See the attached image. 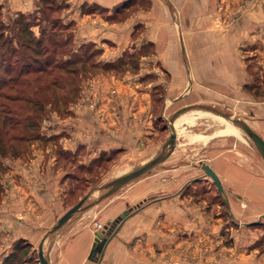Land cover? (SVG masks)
I'll use <instances>...</instances> for the list:
<instances>
[{"label": "rangeland", "instance_id": "rangeland-1", "mask_svg": "<svg viewBox=\"0 0 264 264\" xmlns=\"http://www.w3.org/2000/svg\"><path fill=\"white\" fill-rule=\"evenodd\" d=\"M44 7L46 10L42 9L41 0H0V11L4 23H10V20L15 19L18 14H25L29 20L32 19L36 22L31 27L36 37H40L42 28L47 27L44 37L45 44L51 46L57 40L55 42L57 47L52 46L53 49L57 48L56 52L58 53L55 56L57 61H67L72 54L79 53L78 51L84 52L81 47L86 44L89 45L87 53H92V57L83 58L86 60L85 63L69 65L71 69L76 68V70L80 69L81 64L84 65L83 69L77 73L78 75H68L66 71L61 73L56 71V76L59 79L54 87L56 95L44 104L43 110L30 113L28 119L13 118L14 122L20 124L13 130L9 129L8 124L6 129H9V133L6 136L1 130V140L4 144L2 148L0 147V153L3 152L4 155L0 157V212H5L6 208L7 210L10 207L16 208V211H11L12 215L9 217L13 216L18 221L17 223L23 219L25 222L23 226L27 228L28 232V236L25 238L15 239L12 248L17 240L29 243L31 245L30 260L26 264H39L38 245L45 238L43 253L50 264H99L103 256L100 257L99 254H96L93 256L95 262H92L85 256V252L78 250L82 244L75 248L74 245L69 244L70 240L76 239L80 230L89 229L95 238L93 231L101 232L105 225L108 228L111 227L113 221L122 213H117L119 210L114 206L110 207L112 205L110 201L114 195L136 180L147 174L157 173L158 170L194 165L196 170L190 168L187 173L190 177L189 180L199 175L202 177L201 181L205 182L190 181L188 185H184L182 192L188 197H193L196 202H206V210L212 213L214 221L218 219L220 223L219 239H211L208 236H191L185 249L174 250L171 253L173 261L186 260L189 264H264V161L241 127L237 123L219 116L214 111L206 110L201 115L199 114L198 120L188 127L187 125H176L175 130L179 134V142L184 146L190 144L187 146L188 149L185 147V150H181L182 155L174 157L173 161L166 157L146 173L95 203L98 197L106 191L101 188L103 185L119 175L139 168L158 154L167 151V148L164 149V145L169 137L170 126L159 117L157 120H153L151 132L140 134L139 141H132L126 137L123 140L124 144L115 146L111 144L109 146L111 148L101 150L95 156L87 155L91 148L89 144L91 139H106V134L100 135V131L98 132V127H100L98 123L106 127L105 129L100 127L102 130L111 128L115 131L116 127L112 124V120L115 124L118 123L117 112L124 111L121 108L123 106L120 104L117 92L111 87L102 91V87L113 85L117 81L129 82L135 79L141 82L148 81L149 73L144 71L143 67L147 68V58L152 52V47L149 42L142 41V36L145 34V27L142 24H136L130 29V40L124 49L119 51L115 47L117 41L102 37L104 35L102 33L107 30L105 24L112 25L130 20L136 14L135 9L137 8L121 9V6L111 12L98 9L95 6L83 9L80 14L90 11V13L99 16V19L93 17L97 20L94 25L98 27L94 29L98 31V40L94 42L85 40L86 30L84 31V27L78 26L73 19L74 16L69 12L67 0H48L44 2ZM141 7L145 9L147 4L142 3ZM246 7L259 8L264 15V0H240L236 14L228 17L230 21L227 23L240 16ZM45 19L49 23L54 22L58 25V30L53 37L49 35L52 25L44 26ZM113 30L116 31V29L110 28L111 32H115ZM88 31L89 34L93 32L92 29ZM119 31L121 30L116 33L118 34L117 38L122 37V33L120 34ZM262 34L264 35V32ZM91 36L95 37L96 35L91 34ZM68 39H71L70 43L60 47L61 42ZM262 50L264 51V44L248 45V78L250 80L248 87L257 103L264 100V56L260 55ZM158 94H161V91ZM102 100L105 103L108 101L110 106L106 107ZM124 105L127 107L129 104L125 102ZM159 105L160 103L157 106ZM107 112L111 113L110 118ZM233 118L237 119L238 117L234 116ZM124 119L125 124L119 122V126L126 125L132 132H137L138 124L131 125L133 116L126 114ZM248 119H251L249 115ZM30 122H34L33 127L30 126ZM227 123L239 130L240 136L236 134L228 136L231 142H235L237 150L241 152V159L245 160L248 184H250L248 185V200L245 199L243 188H225L222 185L223 198L218 193L212 179L206 177L201 170V162L209 165L210 157L204 153L199 156L192 155L191 145L196 146V144L190 138L191 135L202 131L206 136H221L225 134L221 133V130H225ZM139 126L143 127L141 124ZM0 127H2V120H0ZM108 131L112 136L114 135V131ZM107 140L109 141L111 138ZM113 142L115 141L113 140ZM207 143L209 140L203 144ZM52 176L57 178L55 182L57 181L58 184L55 204L50 203L48 207H46L47 205L34 204L32 207L34 210H38L32 212L31 207L25 205V201L28 199L26 193L31 191L30 185L44 183L46 179L50 180L47 181L48 183H52ZM167 178L163 174L162 180L165 181ZM250 179L252 183L249 182ZM83 197H86V200L82 207L90 203L99 204L102 201H108V203L106 202L105 206L97 207L96 211H98L95 214H87L95 204L78 210L61 228L46 235L57 220ZM224 199L227 201L228 208ZM26 208H30L28 212L24 210ZM19 210L23 212L21 218L19 217L20 212H17ZM13 222L12 224H14ZM232 231L236 234L232 235ZM243 233L247 234L244 236ZM8 234L10 233L4 237L6 238L5 243L8 242V238H14ZM244 238H248V247H245L241 242ZM84 241H86V237L81 235L79 243ZM0 243L5 245L2 241ZM68 249H72V251L70 252ZM153 256L158 259L159 254L154 253ZM4 259L0 257V264H3ZM247 259L248 261H246Z\"/></svg>", "mask_w": 264, "mask_h": 264}, {"label": "crops", "instance_id": "crops-1", "mask_svg": "<svg viewBox=\"0 0 264 264\" xmlns=\"http://www.w3.org/2000/svg\"><path fill=\"white\" fill-rule=\"evenodd\" d=\"M67 2L69 12L74 16L77 25L86 30L85 40L94 42L98 40V31L94 30L98 27L94 23L99 16L90 11L80 14L83 9L95 6L111 12L121 6V9L137 8L136 14L130 20L112 25L105 24L107 30L102 33L104 34L102 37L117 41L115 47L119 51L129 42L130 29L136 24H142L145 27L142 41L149 42L152 47V52L147 58V68L143 67V70L149 73L148 81L141 82L138 79L129 82L117 81L113 85L102 87V91L111 87L117 92L124 111L117 112L118 123L115 124L112 120L116 127L115 131L108 129L114 131L113 136L107 129L102 130L100 127L104 129L106 127L98 123L100 127L97 126L99 129L97 130L101 133L99 134L107 136L102 140L91 139L89 142L91 148L87 154L89 157L111 148L109 147L111 144L114 146L124 144L123 140L126 137L132 141H139L140 134L151 132L153 120L159 117L169 126L173 119L176 129V125L187 127L192 125L199 118L197 112L203 113L206 110L238 117L237 119L245 122L264 140V100L257 103L248 87L250 84L248 45L264 44L262 34L264 15L261 9L246 7L243 12L240 11V16L227 23L230 21L228 17L236 14L240 0H67ZM142 3H146L147 8H142ZM110 28L116 31L111 32ZM91 29L94 31L89 34L88 30ZM118 30L122 31H119L122 33L121 38H117ZM91 34L96 36L92 37ZM260 55L264 56L263 50L260 51ZM160 91L161 94L157 95ZM125 102L129 104L127 107L124 105ZM159 103L160 107L157 106ZM103 104L106 107L110 106L108 101L106 103L103 101ZM126 109L129 111H125ZM107 114L109 117L111 113ZM126 114L133 116L131 125L138 124L137 132H132L129 126H119V122L125 124ZM190 115L193 116L188 117ZM248 115L251 119H248ZM140 124L143 127L139 126ZM175 132V148L167 157L171 161L174 157L182 155L181 150L190 145L184 146L179 142V134L176 130ZM194 134L206 136L202 131ZM230 134L233 133L216 137L208 135L207 144L195 141L196 146L191 145L192 155L207 154L206 156L211 159L209 165L218 175L222 185L225 188H243L245 199L248 200L250 185L248 171L245 160L240 157L241 152L237 150L235 142L230 141L228 136ZM108 138L111 140L108 141ZM190 166H176L147 174L114 195L109 203L112 204L110 207L114 206L119 210L117 213L121 214L125 210L134 212L108 241L99 264H189L186 260L173 261L171 253L174 250L185 249L191 236L219 239L220 223L218 219L214 221L212 213L206 210V202H196L193 197H188L182 192L184 185H188L190 181L202 182L199 175L189 180L187 173L190 168L196 170L194 165ZM163 174L168 177L165 181L162 180ZM55 180L57 178L52 176V183H48L50 180L46 179L44 183L30 185L31 191L26 193L28 199L24 201L27 207H31L32 212L34 204L47 205L46 207L50 203L55 204L58 189ZM249 182L252 183V180ZM106 202L93 205L87 214H95L98 211L96 208L105 206ZM137 208L139 209L135 211ZM29 209L24 210L28 212ZM11 211H16V208L10 207L8 210L6 208L5 212H0V242L5 244L0 243L2 259L12 252L15 239L28 236L27 228L23 226L24 220L21 219L20 223H17L13 216L9 217L12 215ZM17 212H20L21 218L23 212L20 210ZM96 232L93 231V234ZM232 232V235L236 234ZM7 233L14 236L12 239L8 238L9 243H5L4 237ZM246 234L243 233L244 236ZM81 235L86 237V241L79 243ZM95 238L89 229L80 230L76 239L70 240L69 244L75 248L82 244L78 250L85 252V256L95 262L90 256ZM241 242L248 247V238ZM237 249L240 250L238 247ZM154 253L159 254L158 259L154 258Z\"/></svg>", "mask_w": 264, "mask_h": 264}, {"label": "trees", "instance_id": "trees-1", "mask_svg": "<svg viewBox=\"0 0 264 264\" xmlns=\"http://www.w3.org/2000/svg\"><path fill=\"white\" fill-rule=\"evenodd\" d=\"M47 1L41 0L43 10H46L44 2ZM43 23L44 26L52 25L49 35L53 37L56 30H58V25L54 22L49 23L47 19ZM35 24L36 22L32 19L29 20L25 14H18L15 19H11L10 23L6 24L0 11L1 148L4 144L1 140V130H3V135L6 136L9 129L13 130L20 124L14 122L13 118L28 119L30 113L43 110L44 104L55 97L54 87L59 81L56 71L58 73L66 71L68 75H78L77 73L83 69L84 65L81 64L79 70H76V68L71 69L69 65L85 63L86 60L83 58L92 57V53H87L89 45L86 44L81 47L84 52L78 51L79 53L72 54L67 61H57L55 59L58 53L56 52L57 48L53 49L52 47L53 45L57 47V43H55L57 40L54 38L56 41L53 42V45H46L44 37L47 33V27H43L41 36L36 37L31 30V27ZM70 40L61 42L60 47L68 45ZM8 124L9 129H6ZM32 125L34 126V122H30V126ZM3 155L4 153L1 152L0 157ZM30 252L31 245L29 243L17 240L13 245L12 252L5 257L3 264L29 263Z\"/></svg>", "mask_w": 264, "mask_h": 264}, {"label": "water", "instance_id": "water-1", "mask_svg": "<svg viewBox=\"0 0 264 264\" xmlns=\"http://www.w3.org/2000/svg\"><path fill=\"white\" fill-rule=\"evenodd\" d=\"M220 116L227 118L233 123H237L241 129L246 133V135L249 137V139L252 141L256 149L258 150L259 154L261 155L263 161H264V140L249 127L245 122L241 121L240 119H234L231 116H228L225 113H221L219 111H216ZM170 129L171 133L169 134V137L164 145V149L167 148L166 152H162L158 154L156 157L152 158L151 160L147 161L144 163L142 166L139 168L130 171L128 173L122 174L114 178L113 180L109 181L105 185H103L101 188L105 189L106 191L101 194L98 199L95 201L99 202L100 200L110 196L113 194L118 188L123 186L124 184L128 183L129 181L141 176L142 174L146 173L149 171L151 168H153L155 165L159 164L162 162L168 155L173 151L175 147V142H176V132H175V126L173 123V119L170 123ZM201 170L203 171L204 175L206 177H209L212 179L214 185L216 186V189L218 193L224 198V190L222 187V183L218 177V175L215 173V171L206 163L201 162ZM86 200V197H83L80 199L76 204L71 206L58 220L57 222L52 226V228L47 232L46 235L52 234L55 231H57L59 228H61L71 217L72 215L77 212L78 210L82 208H87L90 207L91 205L95 203H90L88 205H85L82 207ZM224 202L226 204V207L228 208L227 201L224 199ZM139 208L135 209L138 210ZM134 211L131 210H125L119 217H117L111 227H107L106 225L104 226V230L101 232H96V238L95 241L92 245V249L90 252V256L93 257L96 254H99L100 257L103 256L106 244L108 241L117 233V231L120 229L122 223L132 214ZM246 224H251V223H246ZM115 227V228H114ZM43 238L39 245H38V250H37V256L39 260V264H50L48 259L44 256L43 253V243H44Z\"/></svg>", "mask_w": 264, "mask_h": 264}, {"label": "bare ground", "instance_id": "bare-ground-1", "mask_svg": "<svg viewBox=\"0 0 264 264\" xmlns=\"http://www.w3.org/2000/svg\"><path fill=\"white\" fill-rule=\"evenodd\" d=\"M198 114L197 115H201L202 114V112H197ZM204 113V112H203ZM206 114V113H205ZM204 115V114H203ZM193 115H190V116H188V117H192ZM196 116V115H195ZM190 119V118H189ZM181 120V119H180ZM184 120V119H183ZM223 120V119H222ZM226 128H224L225 130H221V133H233V134H236V135H238V136H240V134H239V130L235 127V126H233V125H231L230 123H227L226 125ZM220 132V131H219ZM208 137L209 136H204V135H201V134H193V135H191V139L193 140V141H203V142H205L207 139H208Z\"/></svg>", "mask_w": 264, "mask_h": 264}]
</instances>
